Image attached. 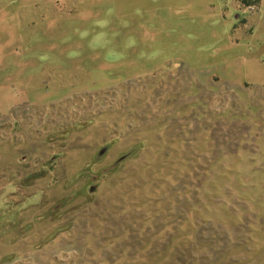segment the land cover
Returning <instances> with one entry per match:
<instances>
[{
  "label": "rangeland",
  "instance_id": "obj_1",
  "mask_svg": "<svg viewBox=\"0 0 264 264\" xmlns=\"http://www.w3.org/2000/svg\"><path fill=\"white\" fill-rule=\"evenodd\" d=\"M158 4L0 0V264H264L257 8Z\"/></svg>",
  "mask_w": 264,
  "mask_h": 264
},
{
  "label": "crops",
  "instance_id": "obj_2",
  "mask_svg": "<svg viewBox=\"0 0 264 264\" xmlns=\"http://www.w3.org/2000/svg\"><path fill=\"white\" fill-rule=\"evenodd\" d=\"M242 1L243 0H160V4L155 6H160L161 8L159 7L158 9H162L166 14L172 13L170 15L171 18L183 17L185 20H188L192 26L194 25L193 20L202 19L205 23L204 27L213 29L221 26V23H225L231 15L234 16V19H240L241 15L238 13V8ZM245 1H249L255 5L257 10L255 13L249 14L247 23L242 28H238L235 34H243L244 30L248 28L252 30L251 34L247 37L249 42H264V0ZM150 9L158 10L154 8L153 5ZM236 15L237 18H235ZM166 17L168 18V16ZM261 59L263 58L261 57Z\"/></svg>",
  "mask_w": 264,
  "mask_h": 264
},
{
  "label": "built area",
  "instance_id": "obj_3",
  "mask_svg": "<svg viewBox=\"0 0 264 264\" xmlns=\"http://www.w3.org/2000/svg\"><path fill=\"white\" fill-rule=\"evenodd\" d=\"M255 9V6L254 5H248L247 7H245V10L244 11H252Z\"/></svg>",
  "mask_w": 264,
  "mask_h": 264
},
{
  "label": "water",
  "instance_id": "obj_4",
  "mask_svg": "<svg viewBox=\"0 0 264 264\" xmlns=\"http://www.w3.org/2000/svg\"><path fill=\"white\" fill-rule=\"evenodd\" d=\"M235 18H237V15L235 16Z\"/></svg>",
  "mask_w": 264,
  "mask_h": 264
}]
</instances>
